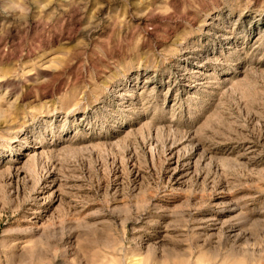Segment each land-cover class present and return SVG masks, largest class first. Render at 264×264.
<instances>
[{"label":"rangeland","instance_id":"374dc122","mask_svg":"<svg viewBox=\"0 0 264 264\" xmlns=\"http://www.w3.org/2000/svg\"><path fill=\"white\" fill-rule=\"evenodd\" d=\"M0 264H264V0H0Z\"/></svg>","mask_w":264,"mask_h":264},{"label":"bare ground","instance_id":"6f19581e","mask_svg":"<svg viewBox=\"0 0 264 264\" xmlns=\"http://www.w3.org/2000/svg\"><path fill=\"white\" fill-rule=\"evenodd\" d=\"M7 126V125H6ZM28 155H30V154H28ZM32 156V155H31ZM34 157V156H33ZM33 159V158H32Z\"/></svg>","mask_w":264,"mask_h":264}]
</instances>
